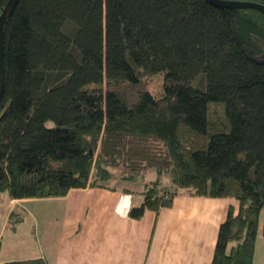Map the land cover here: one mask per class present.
Masks as SVG:
<instances>
[{"label": "trees", "instance_id": "1", "mask_svg": "<svg viewBox=\"0 0 264 264\" xmlns=\"http://www.w3.org/2000/svg\"><path fill=\"white\" fill-rule=\"evenodd\" d=\"M96 4L102 39L81 50ZM4 61L0 194L63 197L152 169L130 218L170 207L182 189L233 199L209 264H252L260 225L264 239L262 13L208 0H19ZM21 220L12 211L9 228Z\"/></svg>", "mask_w": 264, "mask_h": 264}, {"label": "crops", "instance_id": "2", "mask_svg": "<svg viewBox=\"0 0 264 264\" xmlns=\"http://www.w3.org/2000/svg\"><path fill=\"white\" fill-rule=\"evenodd\" d=\"M143 189L86 187L71 189L63 197L30 199L6 194L0 263L42 258L48 264H209L219 225L236 201L179 192L170 207L132 219L128 210L141 203ZM39 201H63L68 209L40 214L27 206ZM12 211L22 217L14 230L8 225ZM263 263L260 225L252 264Z\"/></svg>", "mask_w": 264, "mask_h": 264}, {"label": "rangeland", "instance_id": "3", "mask_svg": "<svg viewBox=\"0 0 264 264\" xmlns=\"http://www.w3.org/2000/svg\"><path fill=\"white\" fill-rule=\"evenodd\" d=\"M103 32V11L99 5H95L89 16L87 17L84 25L82 26L79 34L76 37L75 43L81 50H92L99 46V43L102 39ZM152 89H157L159 85V81L157 79H153L149 84ZM156 173L154 170H146L143 172V175L140 177L141 181H137L134 183L131 182H120V180H112L107 182V184L111 187H125L129 188L133 191H140L142 188V184L149 180L156 179ZM159 180L163 185H167L169 183V177L167 174H161L159 176ZM179 192H187V190L182 189ZM188 193V192H187ZM6 193L0 194V218L2 216V197H4ZM67 203L63 201L59 202H45L39 201L38 203L27 205L30 209H34L35 212L40 214H58L67 211ZM33 205L36 207L33 208ZM32 211V210H31ZM264 264V263H263Z\"/></svg>", "mask_w": 264, "mask_h": 264}, {"label": "water", "instance_id": "4", "mask_svg": "<svg viewBox=\"0 0 264 264\" xmlns=\"http://www.w3.org/2000/svg\"><path fill=\"white\" fill-rule=\"evenodd\" d=\"M19 0H7L1 13H0V99L2 97L5 81H6V70L4 61V26L13 13ZM211 4L229 9H253L264 15V5L249 2V1H238V0H208Z\"/></svg>", "mask_w": 264, "mask_h": 264}]
</instances>
